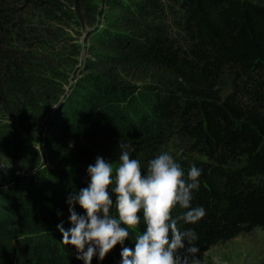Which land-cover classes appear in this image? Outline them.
Here are the masks:
<instances>
[{
    "label": "trees",
    "instance_id": "obj_1",
    "mask_svg": "<svg viewBox=\"0 0 264 264\" xmlns=\"http://www.w3.org/2000/svg\"><path fill=\"white\" fill-rule=\"evenodd\" d=\"M91 1L0 0V106L6 112L33 108L37 100L31 43L46 34L35 21ZM108 1L119 14L116 28L96 34L108 53L104 70L80 82L74 99L50 119L54 148L66 164L35 195L20 186L2 197L0 264H83L56 225L70 227L69 195L87 185L86 168L97 155L118 159L122 140L135 145L130 158L142 163L168 150L185 170L191 163L202 168L192 203L202 204L206 215L181 224L198 233L201 262L212 247L264 231V3ZM176 140L185 148H174ZM182 211L177 206L172 214ZM143 229V221L130 228L125 246L134 247L131 237ZM120 248L114 245L102 261L94 256L92 264H119Z\"/></svg>",
    "mask_w": 264,
    "mask_h": 264
},
{
    "label": "clouds",
    "instance_id": "obj_2",
    "mask_svg": "<svg viewBox=\"0 0 264 264\" xmlns=\"http://www.w3.org/2000/svg\"><path fill=\"white\" fill-rule=\"evenodd\" d=\"M119 148L115 162L97 155L87 166V185L67 199L70 227L63 221L56 225L61 241L75 247L76 259L83 264H92L94 256L102 261L117 243L119 264H201L198 233L181 224H194L206 215L202 204L192 203L202 168L191 163L185 170L168 150L142 163L136 156L130 158L135 152L132 143L122 140ZM177 206L184 211L173 215ZM141 221L143 231L131 237L134 247L125 246L130 228Z\"/></svg>",
    "mask_w": 264,
    "mask_h": 264
},
{
    "label": "rangeland",
    "instance_id": "obj_3",
    "mask_svg": "<svg viewBox=\"0 0 264 264\" xmlns=\"http://www.w3.org/2000/svg\"><path fill=\"white\" fill-rule=\"evenodd\" d=\"M118 14L110 1L93 0L89 6L71 4L52 18L35 21L41 34H46L31 43L34 59L30 71L37 100L26 110L6 112L0 106V209L2 197L15 193L20 186L35 195L39 185L46 188L56 169L66 164L54 148L50 119L55 118L59 105L74 99L80 82L103 72L101 62L108 53L100 48L96 34L108 26L116 28ZM221 89L227 91L226 79ZM173 146L185 148L182 140ZM23 178L32 179L33 184L19 183ZM201 264H264V231L255 229L212 247Z\"/></svg>",
    "mask_w": 264,
    "mask_h": 264
},
{
    "label": "water",
    "instance_id": "obj_4",
    "mask_svg": "<svg viewBox=\"0 0 264 264\" xmlns=\"http://www.w3.org/2000/svg\"><path fill=\"white\" fill-rule=\"evenodd\" d=\"M59 105V104H58Z\"/></svg>",
    "mask_w": 264,
    "mask_h": 264
}]
</instances>
